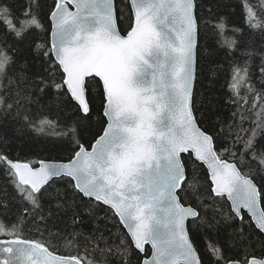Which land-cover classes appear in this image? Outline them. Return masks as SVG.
<instances>
[{"label": "snow or ice", "instance_id": "obj_1", "mask_svg": "<svg viewBox=\"0 0 264 264\" xmlns=\"http://www.w3.org/2000/svg\"><path fill=\"white\" fill-rule=\"evenodd\" d=\"M0 264H264V0H0Z\"/></svg>", "mask_w": 264, "mask_h": 264}, {"label": "trees", "instance_id": "obj_2", "mask_svg": "<svg viewBox=\"0 0 264 264\" xmlns=\"http://www.w3.org/2000/svg\"><path fill=\"white\" fill-rule=\"evenodd\" d=\"M205 87H207V82H205ZM225 111H227V109H225Z\"/></svg>", "mask_w": 264, "mask_h": 264}]
</instances>
